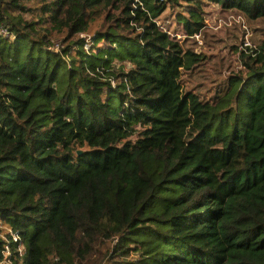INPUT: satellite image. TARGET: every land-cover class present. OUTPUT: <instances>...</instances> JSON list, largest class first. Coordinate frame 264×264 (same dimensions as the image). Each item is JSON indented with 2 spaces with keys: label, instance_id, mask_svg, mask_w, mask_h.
Instances as JSON below:
<instances>
[{
  "label": "trees",
  "instance_id": "16d2710c",
  "mask_svg": "<svg viewBox=\"0 0 264 264\" xmlns=\"http://www.w3.org/2000/svg\"><path fill=\"white\" fill-rule=\"evenodd\" d=\"M209 2L264 17L0 0V264H264V42L205 98L182 82L202 57L160 23L194 35Z\"/></svg>",
  "mask_w": 264,
  "mask_h": 264
},
{
  "label": "rangeland",
  "instance_id": "374dc122",
  "mask_svg": "<svg viewBox=\"0 0 264 264\" xmlns=\"http://www.w3.org/2000/svg\"><path fill=\"white\" fill-rule=\"evenodd\" d=\"M202 30L187 34L176 24V10L167 9L160 23L179 39L186 50L198 53L202 60L189 70H182V82L202 97H211L226 78L246 71V55L264 42V17L249 18L238 9H225L216 2L204 5ZM172 30L173 28H177Z\"/></svg>",
  "mask_w": 264,
  "mask_h": 264
},
{
  "label": "built area",
  "instance_id": "2783aa9c",
  "mask_svg": "<svg viewBox=\"0 0 264 264\" xmlns=\"http://www.w3.org/2000/svg\"><path fill=\"white\" fill-rule=\"evenodd\" d=\"M2 32H4V33H5V32H6V31H5V29H2Z\"/></svg>",
  "mask_w": 264,
  "mask_h": 264
},
{
  "label": "water",
  "instance_id": "95a60500",
  "mask_svg": "<svg viewBox=\"0 0 264 264\" xmlns=\"http://www.w3.org/2000/svg\"><path fill=\"white\" fill-rule=\"evenodd\" d=\"M78 153H81V151H79Z\"/></svg>",
  "mask_w": 264,
  "mask_h": 264
}]
</instances>
